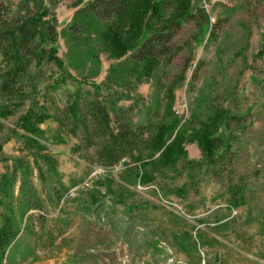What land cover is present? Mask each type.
Here are the masks:
<instances>
[{"label": "rangeland", "instance_id": "rangeland-1", "mask_svg": "<svg viewBox=\"0 0 264 264\" xmlns=\"http://www.w3.org/2000/svg\"><path fill=\"white\" fill-rule=\"evenodd\" d=\"M89 1L41 0L48 11L45 19L57 30ZM18 3L5 0L3 21L23 13ZM196 9L201 11L175 34L182 50L166 65L154 66L150 75L139 73L143 65L134 75L114 80L110 75L112 64L124 57L114 56L112 49L123 48L119 40L130 32V18L99 25L109 31L94 42L93 75L66 62L68 49L78 50L87 37L57 35L53 43L39 42L54 47L67 68L52 60L33 61L30 69L39 72L34 91L27 88L24 99L0 94V114L1 106L9 109L0 115V174L20 161L17 174L22 171L43 198L45 222H35L34 232H26L25 217L39 211L23 215L14 244L0 255L1 264H264V0H189V10ZM7 64L0 54V69ZM156 71L160 94L169 95L180 124L193 120L186 136L204 130L221 110L213 134L223 145L216 154L228 148L232 155L228 163L208 166L202 161V136L185 139L186 158L197 163L160 167L152 182L140 184L154 187L139 189L124 173L134 162L132 155L109 163L100 153L106 137L86 127L93 102L111 114L110 105L126 108L138 96L146 103L154 100ZM137 107L133 121L141 118ZM29 115L44 116L33 124L35 132L22 127ZM177 134L166 138L153 157ZM148 153L149 148L142 149L145 159ZM229 183L241 189L236 204L230 201ZM12 205L19 220L18 207Z\"/></svg>", "mask_w": 264, "mask_h": 264}, {"label": "trees", "instance_id": "trees-1", "mask_svg": "<svg viewBox=\"0 0 264 264\" xmlns=\"http://www.w3.org/2000/svg\"><path fill=\"white\" fill-rule=\"evenodd\" d=\"M77 1L79 3L81 0ZM31 3L34 10H31ZM4 9L5 0H0V54L2 58L8 59L7 66L0 69V94H19L23 99L29 96L26 92L27 88L31 92L34 91V77L39 76V72H32L30 69L33 61L41 63L43 60H52L60 67H66L56 55V49L52 46L42 47L39 45L40 41L48 40L53 43L57 35L74 39L87 37L89 42L80 46L78 50L77 48L68 49L66 62L72 69L84 68L93 75L96 73L98 60L93 50L94 42H99L100 37L104 38L109 31V28L102 29L99 25L118 23L130 18L131 24L127 29L130 32L127 35L124 33V38L119 40L120 44L124 43L123 48L113 46L112 49L114 56L124 57L112 64L110 75L113 76V80L120 78L121 74L134 75L141 65L143 66L139 73L150 75L155 71L154 66L166 65L176 53L182 50L183 46L175 45V34L184 21L194 18L196 12L201 11L196 9L195 13H192L189 10V0H90L78 7L69 20L57 30L49 20L45 19L48 11L43 7L41 0H19L17 9L23 13L8 23L2 20ZM93 33L96 34L95 38L90 37ZM185 44L188 45L187 42ZM88 62L89 65H87ZM159 69L161 70V67ZM154 76L156 78L154 100L151 99L146 103L140 100L139 96L133 99L129 94L126 97L128 100L133 99V104L126 108L110 105L111 114L100 102L91 104L92 122L87 125L86 130L90 134L106 137L101 145V155L109 163L117 162L121 156L132 155L134 162L124 167V173L131 178L129 181L133 184L152 182L156 170H162L160 167L170 168L178 162L184 165L197 163L186 158L185 149L182 147L185 139L196 135H201L203 138L199 142L202 161H205L208 166L228 163L232 153L228 152V148H224L221 153L216 154L223 143L220 136L213 134L219 120L218 116L223 115L221 110L215 111L218 116L212 117L213 122L204 126V130L190 132L191 135L186 136V129L194 126L193 120L183 121L180 124L181 117L171 110L169 95L160 94L163 85L159 72L156 71ZM182 78L183 73L178 76L180 81ZM110 102L112 103L111 98ZM134 104L139 106L135 111L141 116L137 121H133ZM1 111L0 115H4L9 112V109L7 106H1ZM23 119L22 127L35 132L36 127L33 124L42 121L44 116L29 115ZM173 132L178 134L157 157H153L154 151L162 148L165 139L169 138ZM143 148L151 150V153L147 154V159L142 156ZM135 150L138 151L136 155L132 154ZM18 163L20 161L16 162L10 171L7 168L0 174V205L4 207L0 211L1 256L8 246L14 244L21 229L19 222L28 211L38 210L39 213L36 216L30 213L25 217L26 223L23 229L26 232H34L35 222L39 226L45 222L44 200L22 171L17 174L16 164ZM17 180L19 181L17 194H14ZM230 184H228L230 201L236 204L241 199V189ZM57 193L58 189L53 192L54 196ZM59 198L58 194L56 200ZM12 203L18 207L19 220L14 213ZM58 220L61 221L59 218Z\"/></svg>", "mask_w": 264, "mask_h": 264}, {"label": "built area", "instance_id": "built-area-1", "mask_svg": "<svg viewBox=\"0 0 264 264\" xmlns=\"http://www.w3.org/2000/svg\"><path fill=\"white\" fill-rule=\"evenodd\" d=\"M137 187L139 188V189H146V188H149V187H154V186H152V185H147V186H144V187H142L141 185H140V183H137ZM179 206V205H178Z\"/></svg>", "mask_w": 264, "mask_h": 264}]
</instances>
